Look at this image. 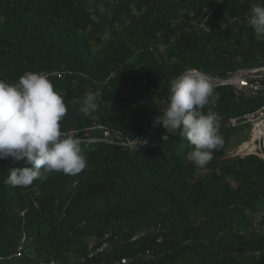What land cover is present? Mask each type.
I'll list each match as a JSON object with an SVG mask.
<instances>
[{
	"label": "trees",
	"instance_id": "16d2710c",
	"mask_svg": "<svg viewBox=\"0 0 264 264\" xmlns=\"http://www.w3.org/2000/svg\"><path fill=\"white\" fill-rule=\"evenodd\" d=\"M222 2L0 0V78L45 74L67 106L61 129L77 132L87 159L79 174L54 172L25 188L6 180L30 165L0 160V264H35L17 258L21 250L60 264H112L143 251L152 258L128 264H264V161L235 156L243 126L228 127L264 105V92L215 87L220 99L204 111L217 114L223 142L204 169L186 160L187 140L152 126L181 73L227 79L264 65V41L246 23L260 0ZM95 90L98 109L81 114ZM94 124L119 138L101 141ZM108 234L112 247L81 263Z\"/></svg>",
	"mask_w": 264,
	"mask_h": 264
},
{
	"label": "clouds",
	"instance_id": "9594fccd",
	"mask_svg": "<svg viewBox=\"0 0 264 264\" xmlns=\"http://www.w3.org/2000/svg\"><path fill=\"white\" fill-rule=\"evenodd\" d=\"M207 13L208 18L214 16L212 10ZM246 23L253 30L255 38L264 41V0L251 6L246 15ZM202 25L207 26L205 21L198 24L200 29ZM160 50L164 51V46H161ZM255 66L264 65H252L250 68ZM227 79L212 78L194 69L181 73L170 81L167 107L155 121L171 136L179 134L188 141L190 150L186 155V160L200 169L206 168L213 159L214 151L223 142L219 134L217 114L211 110L205 112L204 109L219 101L220 96L215 91V87L228 86L234 91L231 85L215 86L218 81L223 82ZM100 95L98 90L88 91L78 111L84 115L95 112L99 106ZM66 113L67 106L63 96L54 89L45 74L27 71L15 83H9L0 78V160L11 158L13 163L24 161L25 164L30 165L12 169L6 183L25 188L31 186L35 180L46 179L48 174L61 172L66 175H75L87 167V159L81 151L79 139L61 129V121ZM242 126L251 127L250 134H248L249 139L241 141L234 150L235 156H240L239 150L245 144L250 143L253 138L252 126L243 123L239 125V127ZM107 130L111 131V137L105 138L102 131L101 141L113 143L119 138L116 132ZM142 138H138L137 142ZM162 139L166 141L169 136L164 135ZM139 236L133 237L132 241H136ZM111 237L112 235L108 234L106 235L107 241L101 244L98 242L90 244L88 255L80 262L84 263L100 254L99 248L106 243L107 246L102 253L110 249L112 247ZM145 253L146 251H143L138 255L143 254L142 258H148ZM134 256L136 255L133 254L131 257ZM16 257L33 261L35 264H60L50 260L47 256L41 257L37 253L27 254L24 250L19 251ZM124 258L115 262H120ZM4 262L7 261L1 257L0 263Z\"/></svg>",
	"mask_w": 264,
	"mask_h": 264
},
{
	"label": "built area",
	"instance_id": "2783aa9c",
	"mask_svg": "<svg viewBox=\"0 0 264 264\" xmlns=\"http://www.w3.org/2000/svg\"><path fill=\"white\" fill-rule=\"evenodd\" d=\"M222 1V0H221ZM202 29L208 34L212 32L211 28L202 25ZM218 85H231L234 87V93L237 97H242L246 91L252 93L264 92V66H255L253 68L242 70L235 73L230 79L218 81L215 86ZM247 124L252 126L253 138L248 144H245L238 152V154L244 158L247 156H257L264 161V105L256 109L253 112H249L242 117L233 118L228 122L229 128H237L240 124ZM94 131L96 129L103 131L105 138L111 137V131L105 129L102 125H94L92 127ZM74 136L77 135L76 131L67 132ZM161 240L158 239V242ZM107 243L99 248L98 252L102 253ZM144 255L139 254L131 258H124L120 262H114L113 264H127L131 262H136L141 259ZM145 256L152 258L151 252L146 251ZM106 264V263H103Z\"/></svg>",
	"mask_w": 264,
	"mask_h": 264
},
{
	"label": "rangeland",
	"instance_id": "374dc122",
	"mask_svg": "<svg viewBox=\"0 0 264 264\" xmlns=\"http://www.w3.org/2000/svg\"><path fill=\"white\" fill-rule=\"evenodd\" d=\"M250 129H251L250 126L242 127L241 131H242V133H245V134H243V137H242L243 140H248L249 139V135L248 134H250Z\"/></svg>",
	"mask_w": 264,
	"mask_h": 264
},
{
	"label": "water",
	"instance_id": "95a60500",
	"mask_svg": "<svg viewBox=\"0 0 264 264\" xmlns=\"http://www.w3.org/2000/svg\"><path fill=\"white\" fill-rule=\"evenodd\" d=\"M155 125H157V123H156V122H154V123H153V127H154Z\"/></svg>",
	"mask_w": 264,
	"mask_h": 264
},
{
	"label": "crops",
	"instance_id": "0c3cea01",
	"mask_svg": "<svg viewBox=\"0 0 264 264\" xmlns=\"http://www.w3.org/2000/svg\"><path fill=\"white\" fill-rule=\"evenodd\" d=\"M249 113V112H248Z\"/></svg>",
	"mask_w": 264,
	"mask_h": 264
}]
</instances>
